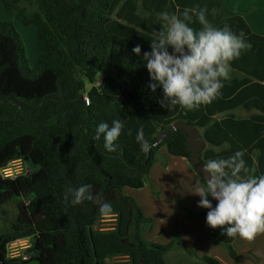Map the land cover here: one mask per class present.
Wrapping results in <instances>:
<instances>
[{
	"label": "trees",
	"instance_id": "16d2710c",
	"mask_svg": "<svg viewBox=\"0 0 264 264\" xmlns=\"http://www.w3.org/2000/svg\"><path fill=\"white\" fill-rule=\"evenodd\" d=\"M0 1L23 25L36 27L38 44L29 69L19 34L10 21L0 20V169L15 159L28 168L14 178L0 174V214L12 200L17 207L15 218L0 229V264H111L119 254L132 258L127 264H168L166 254L177 245L191 262L219 264L197 256L177 234L167 244L147 242L142 232L151 219L122 189L144 186L161 146L191 164L185 134H165L180 120L200 130L204 163L243 150L245 178L264 175V35L223 0ZM194 6L206 9L213 26L227 24L243 33L248 47L231 61L230 78L211 103L192 111L179 105L167 110L160 106L169 104L162 88L147 87L142 56L163 30L162 14L180 16ZM191 26L201 27L195 17ZM137 44L139 56L132 52ZM240 109L247 115L238 114ZM114 119L125 127L116 150L107 152L103 137L95 139V128ZM140 127L152 144L147 153L135 140ZM82 184L92 185L94 200L65 199L70 188ZM102 202L117 207L102 214ZM104 216L112 217L114 226L96 230ZM208 237L236 259L232 242L238 236L208 227ZM20 238L29 239L26 257L10 258L7 245Z\"/></svg>",
	"mask_w": 264,
	"mask_h": 264
},
{
	"label": "clouds",
	"instance_id": "9594fccd",
	"mask_svg": "<svg viewBox=\"0 0 264 264\" xmlns=\"http://www.w3.org/2000/svg\"><path fill=\"white\" fill-rule=\"evenodd\" d=\"M193 17L200 28L191 26ZM160 19L163 30L157 32L150 51L142 56L150 80L147 87L153 92L157 86L162 88L163 99L169 104L160 102V106L167 110L179 105L192 111L211 103L220 95L224 81L230 78L231 61L248 47L243 33H234L227 24L222 28L213 26L206 17V9L196 6L186 7L180 16L162 14ZM132 52L139 56L140 45H135ZM124 127L119 119L111 124L100 122L95 128V139L102 136L104 149L113 152ZM135 140L142 152L151 150L152 144L145 138L143 127L138 128ZM243 156L244 151L237 150L226 159L205 163L203 169L210 178L194 193L199 197L197 206L208 210L205 223L209 227L220 228L228 237L251 241L264 233V175L245 178L248 168ZM209 196L216 201L214 207ZM69 197L73 204L95 199L91 184L70 188L65 199ZM98 211L111 213V203H100Z\"/></svg>",
	"mask_w": 264,
	"mask_h": 264
},
{
	"label": "crops",
	"instance_id": "0c3cea01",
	"mask_svg": "<svg viewBox=\"0 0 264 264\" xmlns=\"http://www.w3.org/2000/svg\"><path fill=\"white\" fill-rule=\"evenodd\" d=\"M223 1L229 7L230 0ZM238 1L237 7L229 8L240 12L254 32L264 35V10L259 9L264 3ZM159 153L144 186L124 190L151 219L142 237L147 242L167 244L173 234H177L184 246L197 256L215 258L219 264H264V233L257 234L251 241L237 237L232 242L236 259L229 256L225 246L208 237L205 215H195L206 210L197 206L199 197L194 193L204 182L185 158L168 154L165 146L159 148ZM190 259L178 245L166 254L168 264H210L194 263Z\"/></svg>",
	"mask_w": 264,
	"mask_h": 264
},
{
	"label": "rangeland",
	"instance_id": "374dc122",
	"mask_svg": "<svg viewBox=\"0 0 264 264\" xmlns=\"http://www.w3.org/2000/svg\"><path fill=\"white\" fill-rule=\"evenodd\" d=\"M240 1L238 0H230L229 1V7L230 8H235L236 3H239ZM256 3H264V0H255ZM228 7V8H229ZM229 8V9H230ZM264 10V5L263 7L259 8ZM0 20L1 21H10L12 23V26L14 30L19 34L24 49H25V54L27 57V66L29 69H33L34 65L36 63L37 57H38V44H37V32H36V27L33 25H23L20 21H18L13 14L8 12L2 2L0 1ZM159 22L163 24L161 19L159 18ZM187 52V51H186ZM231 72V71H230ZM229 72V74H230ZM91 85L86 84V89H89ZM238 114H246L245 111L243 110H237L236 111ZM163 135H159V140L162 139ZM12 167V166H11ZM15 168H11V177H5V178H14L16 176L22 175L25 173V171L28 169L26 163H24L22 160L14 165ZM4 168V167H3ZM2 169V168H1ZM1 169H0V174H1ZM2 175V174H1ZM130 188V187H129ZM128 187H125L122 189V193H124V190H127ZM112 207H117L116 204H111ZM4 208L6 210L5 215L0 214V229L4 230L7 228L8 223L13 220L16 216L17 212V207H16V200H12L8 202L7 204L4 205ZM114 226V220L112 217L104 216L101 217L97 222L94 228L98 230L99 228L101 230H108L111 227ZM15 241V250L18 253V255H15L13 257L10 256V258H17L21 257L26 250V248L29 245V239L28 238H20L16 239ZM12 241V242H14ZM11 243V242H10ZM7 245V255L10 251L9 245ZM26 257V256H25ZM129 259V260H128ZM132 258L126 256V255H116L112 258L110 261L111 264H127L128 261L131 262Z\"/></svg>",
	"mask_w": 264,
	"mask_h": 264
},
{
	"label": "water",
	"instance_id": "95a60500",
	"mask_svg": "<svg viewBox=\"0 0 264 264\" xmlns=\"http://www.w3.org/2000/svg\"><path fill=\"white\" fill-rule=\"evenodd\" d=\"M185 54H187L186 51ZM171 130H179L185 134L191 165L205 184L210 176L203 169V165L205 163L202 161V151L206 147V142L200 133V130L193 124L184 120L174 123L171 128L165 132V134H168ZM208 199L211 201L212 206L214 207L216 201L211 196H209Z\"/></svg>",
	"mask_w": 264,
	"mask_h": 264
},
{
	"label": "built area",
	"instance_id": "2783aa9c",
	"mask_svg": "<svg viewBox=\"0 0 264 264\" xmlns=\"http://www.w3.org/2000/svg\"><path fill=\"white\" fill-rule=\"evenodd\" d=\"M100 80V78H99ZM99 81L96 82L94 85H98ZM84 99H85V102L88 103V97L85 95L84 96ZM17 161H21L20 159H15V160H12L10 161L4 168L1 169V174L3 177H11V168H15L14 165L17 163ZM12 166V167H11ZM29 246V245H28ZM9 248H10V251L8 253V256L10 257H13L15 255H18V253L16 252L15 250V241L14 242H11L10 245H9ZM25 252L23 253V257H25Z\"/></svg>",
	"mask_w": 264,
	"mask_h": 264
}]
</instances>
